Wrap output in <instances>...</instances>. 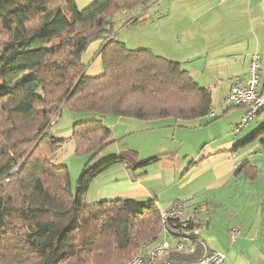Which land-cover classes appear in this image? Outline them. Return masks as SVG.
Returning a JSON list of instances; mask_svg holds the SVG:
<instances>
[{"label": "trees", "instance_id": "1", "mask_svg": "<svg viewBox=\"0 0 264 264\" xmlns=\"http://www.w3.org/2000/svg\"><path fill=\"white\" fill-rule=\"evenodd\" d=\"M147 7L142 0H96L82 10L74 0H0V264H128L142 244L160 240L164 226L178 241L206 225L200 208L163 225L155 199L90 203L100 173L117 163L135 169L124 156L87 165L74 191L54 157L66 141L53 130L64 108L80 115L68 136L76 152L92 157L115 141L106 116L191 121L213 112V93L179 61L118 39V14L129 13L123 27L137 24L148 20ZM94 41H102V73L88 77L84 55ZM236 168L252 179L258 173L246 159ZM199 254L170 257L194 262Z\"/></svg>", "mask_w": 264, "mask_h": 264}, {"label": "crops", "instance_id": "2", "mask_svg": "<svg viewBox=\"0 0 264 264\" xmlns=\"http://www.w3.org/2000/svg\"><path fill=\"white\" fill-rule=\"evenodd\" d=\"M94 1L74 0L80 10ZM241 1L247 5L245 23H237L225 37L216 32V26H213V33L208 34L202 27L188 28L181 22L164 29L161 38L155 37L157 43L161 40L163 56L179 61L200 86L211 90L216 117L210 112L191 121L171 116L154 121L112 116L109 122L104 121L113 131L115 141L111 146L115 148V154L128 158L135 169L124 164L107 168L94 180L87 199L90 203L113 198L155 199L162 212L174 201L183 200L190 210L200 208L199 216L206 219L207 228L213 222L212 207L229 208L238 222L232 228L238 227L243 242L244 239L257 242L258 258L264 259V170L261 168L264 164V112L249 122L240 135H234L237 119L241 121L249 106L223 105L231 86L247 80L253 52L262 56L259 90L264 93V21L256 16L257 8L250 6L256 0ZM156 2L142 0V4L148 6L146 11ZM236 3L237 7L241 6L239 0ZM151 19L154 18L148 17L149 21ZM262 26L263 31H259ZM101 44L102 41H94L86 48L84 58L89 63L88 77L102 73L97 54ZM72 116L75 119L76 116ZM221 117L225 119L218 121ZM224 121L230 125V130L224 126ZM60 132V129L55 130L58 137H62ZM224 134L227 136L222 137ZM250 141L254 143L244 147ZM245 159L258 169L253 179L245 172L236 173V167ZM245 194L249 195L246 199L258 204L257 217L252 221L249 214L253 206L244 205ZM252 248V244L247 246V252Z\"/></svg>", "mask_w": 264, "mask_h": 264}, {"label": "rangeland", "instance_id": "3", "mask_svg": "<svg viewBox=\"0 0 264 264\" xmlns=\"http://www.w3.org/2000/svg\"><path fill=\"white\" fill-rule=\"evenodd\" d=\"M239 2V5L241 6L237 7L236 0H225L224 2L222 0H157V2L144 14L145 17L151 16L154 19H151L150 21L145 20L141 23L126 25L123 27L122 22H125L128 19L129 13H122L121 15L118 14L115 20V30L118 33V39L125 41L128 45L127 47H130L131 49L149 47L153 52L163 55V50L161 51V40L159 39V43H157L155 37L159 35L161 38V32L168 28L172 23L181 22L188 28L195 26L202 27L208 31V34L213 33V26H216V32L222 37H225L227 33L233 31V28L237 23H245L243 20H246V17L244 16L248 15L247 5L241 0H239ZM253 4L254 5L251 4L250 6L257 8L256 16L260 20L264 21V0H256ZM160 15L163 16L160 17ZM248 26L250 27V25ZM263 26L259 28V31H263ZM224 103L225 101L223 102V105ZM83 114L87 116L92 115L90 112L82 113L81 115ZM237 114L238 112L236 115ZM72 115L80 116L73 114V112H71L68 108H64L62 115L53 126V130L60 129L61 132L59 135L66 138V140L69 139L68 136H70L72 132L74 123ZM244 115L245 114H243V116ZM243 116L241 121L240 119H237L238 124L233 128L234 135H240L246 126L242 127V129L239 130V133L235 130V128L242 122ZM110 118H112V116H106L104 121L109 122L112 120ZM223 119L225 118L221 117L218 121ZM224 122V126L226 125L230 130V125H227L226 121ZM227 134L221 136L226 137ZM68 141L63 142L62 148L59 149L57 155L54 157H56V163H60L67 167L69 173L68 175L70 176V187L73 191L76 189L75 186H77L78 179L87 165L94 166L100 160L117 155L115 154V148L111 145H108L98 155L93 157L89 154H78L76 152L75 143ZM253 143V141H250L244 147L250 146ZM185 144L189 146L188 143ZM119 164L120 163H117L115 165ZM261 168L264 170V164L261 165ZM247 196L249 195H243V203L244 205L248 204L253 206V210L249 214V217L251 218L250 221H252L257 217L256 213L258 204L250 198L246 199ZM231 211L232 210L229 208L215 209L212 207V225L208 228L206 225L200 228L201 236L205 239L208 245L210 244L219 249L221 252H225L227 259L224 264H264L263 257L260 259L258 258L260 254H258L257 251V242L246 241V239H244L243 242L242 233L241 235L239 233L236 241H231L230 230L233 229V225H238V222H235L234 215L232 216ZM259 215H261V211L258 216ZM185 216L186 214H184V217ZM228 227L231 228L227 230ZM251 244L253 245V248L251 251L247 252V246Z\"/></svg>", "mask_w": 264, "mask_h": 264}, {"label": "built area", "instance_id": "4", "mask_svg": "<svg viewBox=\"0 0 264 264\" xmlns=\"http://www.w3.org/2000/svg\"><path fill=\"white\" fill-rule=\"evenodd\" d=\"M262 56L258 52L251 53L249 63V75L245 81L235 82L225 99L224 107L228 103L245 104L249 108L243 116L242 122L235 128L238 132L242 127L253 121L259 114L264 112V93L259 90ZM216 117V112H211ZM184 201L176 200L162 214L163 225L167 220L183 218L189 208ZM231 231V241L234 242L239 236L240 230L234 227ZM159 241L153 244L144 243L139 251L130 259L128 264H224L227 256L221 252L209 248L205 239L201 236L200 227L196 226L188 235L178 236V241L169 237V232L164 226ZM200 249V251H199ZM200 253L194 262H181L173 259V252Z\"/></svg>", "mask_w": 264, "mask_h": 264}, {"label": "water", "instance_id": "5", "mask_svg": "<svg viewBox=\"0 0 264 264\" xmlns=\"http://www.w3.org/2000/svg\"><path fill=\"white\" fill-rule=\"evenodd\" d=\"M108 29H110V28H108Z\"/></svg>", "mask_w": 264, "mask_h": 264}]
</instances>
